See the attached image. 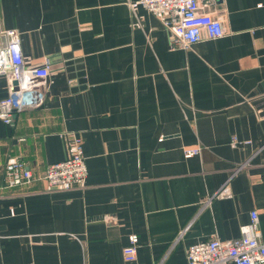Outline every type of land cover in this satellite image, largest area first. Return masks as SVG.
<instances>
[{"label": "crops", "instance_id": "crops-1", "mask_svg": "<svg viewBox=\"0 0 264 264\" xmlns=\"http://www.w3.org/2000/svg\"><path fill=\"white\" fill-rule=\"evenodd\" d=\"M135 1L0 0L2 43L16 31L27 65L51 63L36 105L0 119V264H187L253 211L264 241V0L203 3L224 34L187 49ZM74 137L84 185L52 190ZM12 158L33 176L8 188Z\"/></svg>", "mask_w": 264, "mask_h": 264}, {"label": "built area", "instance_id": "built-area-1", "mask_svg": "<svg viewBox=\"0 0 264 264\" xmlns=\"http://www.w3.org/2000/svg\"><path fill=\"white\" fill-rule=\"evenodd\" d=\"M214 0H136L132 6L143 7L154 15L169 30L174 47L187 49L203 39L213 40L223 36L224 30L219 18L205 13L201 5ZM0 39V76L6 77L10 87L8 98L0 101V119L6 125L13 123L14 115L36 105L35 93L49 76L51 63L48 59L39 66H29L24 62L19 35L16 31H2ZM16 83L14 85L13 83ZM233 139L232 146H236ZM193 151H186V157ZM87 169L82 152V141L74 137L69 157L49 165L43 174L52 190H70L83 187ZM31 171L21 162L12 158L5 163L4 181L8 188L22 186L32 180ZM230 191L226 185L212 197L227 198ZM123 249L126 262L135 260L138 239L131 235ZM187 264H264V241L259 229L256 211L251 212L250 222L240 228L236 239H210L191 245L186 251Z\"/></svg>", "mask_w": 264, "mask_h": 264}, {"label": "water", "instance_id": "water-1", "mask_svg": "<svg viewBox=\"0 0 264 264\" xmlns=\"http://www.w3.org/2000/svg\"><path fill=\"white\" fill-rule=\"evenodd\" d=\"M13 84H14V85H16V83H15V82H14Z\"/></svg>", "mask_w": 264, "mask_h": 264}]
</instances>
